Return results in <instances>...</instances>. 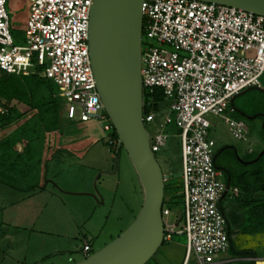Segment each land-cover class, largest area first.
I'll list each match as a JSON object with an SVG mask.
<instances>
[{
    "label": "built area",
    "instance_id": "built-area-1",
    "mask_svg": "<svg viewBox=\"0 0 264 264\" xmlns=\"http://www.w3.org/2000/svg\"><path fill=\"white\" fill-rule=\"evenodd\" d=\"M25 1L29 16L24 40L16 46L7 0H0V72L51 80L59 88L67 120L94 121L108 133L112 126L106 123L96 91L88 47L93 0ZM141 12L142 95L159 90L170 102L164 122L150 137V148L155 154L165 146L168 125L178 129L181 143L183 224L170 223V211L162 210L164 241L185 237L182 264H219L229 248L219 203L226 196H236L238 190L226 185L215 168L206 117L220 118L233 138L246 140L244 124L226 112L235 96L260 87L264 17L192 0H144ZM4 112L0 108V114ZM153 119L150 112L143 122L150 124ZM81 252L87 257L90 246L85 243Z\"/></svg>",
    "mask_w": 264,
    "mask_h": 264
},
{
    "label": "rangeland",
    "instance_id": "rangeland-1",
    "mask_svg": "<svg viewBox=\"0 0 264 264\" xmlns=\"http://www.w3.org/2000/svg\"><path fill=\"white\" fill-rule=\"evenodd\" d=\"M5 9L14 45L19 46L24 40L29 4L25 0H7ZM262 90L264 75L260 79L259 88L246 89L229 103L226 115L244 124L247 131L245 141L233 138L220 118L206 117L211 125L208 137L214 142L213 152L224 146L236 151V156L231 150L222 154L216 162L218 166L228 165L240 173L245 167L239 159H248L250 150L255 153L261 150L264 142L260 133L261 120H248L247 117L264 113ZM8 106L16 108L20 113L27 110L24 105L16 102ZM169 108L170 102L161 100L157 110L152 111L153 122L146 124L151 139L158 126L164 122ZM64 109L63 102V117ZM234 109L237 112H233ZM72 130L75 132L74 137L81 143L64 147L67 143L65 139L61 144L63 150L55 153V146L51 142L43 154L42 165L33 176L24 177L20 172L14 175L13 180L6 179L20 191L13 192L11 187L0 184V264H77L85 258L80 250L85 242L92 252L98 251L126 230L138 215L142 206L141 188L124 149L121 148L118 153L116 171L112 174L114 153L106 144L109 133L103 132L100 124L94 121L73 124ZM165 132L166 144L155 152V159L165 181L169 180L175 193L182 196L183 206L179 131L173 125H168ZM222 179L225 182L224 176ZM32 186L45 188L28 191ZM95 189L99 201L90 196ZM4 190L6 196L2 194ZM230 200L226 196L222 201L228 212ZM10 201H17L19 205L11 207ZM182 211L172 212L169 222L181 226ZM16 225L19 226L20 240L10 244L5 239L14 238L12 231ZM185 243L184 236L175 237L157 250L151 262L181 264L185 256ZM239 243L242 247L255 248L259 247V238H241ZM257 247V252L264 259V249ZM228 257L227 253L221 259Z\"/></svg>",
    "mask_w": 264,
    "mask_h": 264
},
{
    "label": "water",
    "instance_id": "water-1",
    "mask_svg": "<svg viewBox=\"0 0 264 264\" xmlns=\"http://www.w3.org/2000/svg\"><path fill=\"white\" fill-rule=\"evenodd\" d=\"M192 1L264 17V0ZM143 2L93 0L90 8L88 47L96 91L118 138L112 174L116 171L119 150L123 148L141 188L142 206L126 230L77 264H146L164 242L165 181L150 148V134L144 127L142 115ZM253 118L247 117L248 120ZM263 153L264 150L259 157ZM90 196L99 201L96 189Z\"/></svg>",
    "mask_w": 264,
    "mask_h": 264
},
{
    "label": "trees",
    "instance_id": "trees-1",
    "mask_svg": "<svg viewBox=\"0 0 264 264\" xmlns=\"http://www.w3.org/2000/svg\"><path fill=\"white\" fill-rule=\"evenodd\" d=\"M261 92L264 94V91ZM161 100L164 98L159 90L151 96L143 94V118L150 112L156 111ZM62 101L57 86L49 79L39 76L7 75L0 72V108L5 110L3 114H0V177H3L0 178V184L20 191L6 179L13 180L14 175L20 172L24 174V177L33 176L42 165L43 154L51 142L55 146V153L63 150L61 144L65 139L67 143L64 147L81 143L74 137L75 132L72 130L73 124L79 122L69 121L62 116ZM12 102L24 105L27 110L18 112L16 108L8 106ZM233 112L237 110L234 109ZM256 119L261 120L260 133L264 140V113L255 114L252 120ZM106 123L111 127L108 119ZM143 123L147 130L146 123ZM108 133V141H113L114 145H109L108 141L106 144L114 153L118 138L112 127ZM17 145L21 147L20 152L17 150ZM228 150L236 156L235 149L229 146L218 149L213 155L215 168L221 171L226 185L238 190L237 196L230 200V212L223 206V200L219 203L227 222L229 240L227 253L231 258L239 260L238 264H256V259L261 258L257 252V246L242 247L239 242L241 238H259L257 248L264 249V243H262L264 242V153L259 157V153L264 150V142L259 152L251 151L248 159H239L245 167L240 173L228 165L216 164L218 158ZM35 188L44 189L45 187L32 186L28 191ZM181 199L182 196L175 193L171 182L165 181L162 210L167 209L171 214L175 210L181 212ZM175 237L182 236H172L171 241ZM166 243L168 242L164 241L162 246ZM152 258L146 264H155L151 262ZM257 264H264V261Z\"/></svg>",
    "mask_w": 264,
    "mask_h": 264
},
{
    "label": "crops",
    "instance_id": "crops-1",
    "mask_svg": "<svg viewBox=\"0 0 264 264\" xmlns=\"http://www.w3.org/2000/svg\"><path fill=\"white\" fill-rule=\"evenodd\" d=\"M17 150L20 152V145H17ZM251 152V150L249 151V153ZM13 190V192H15V191H17V190H14V189H12ZM13 192H9V193H13ZM18 192V191H17ZM3 196H6V194H7V192H6V190H4L3 191ZM237 196V195H236ZM236 196H234V197H236ZM234 197H231V198H229V199H232V198H234ZM4 200V199H3ZM4 202H6V200H4ZM7 202H9L8 200H7ZM11 203H10V205H11V207H17L19 204L17 203V201H10ZM4 213L6 212V210L5 211H3ZM15 220H16V218H15ZM18 225H16V227H15V230L14 231H12V233L14 232V235L15 236H13L14 238H6L5 239V241L6 242H8V243H10V244H15L16 243V241L17 240H20V237H18L19 235H18V233H19V230H18ZM20 233H22L21 231H20ZM85 243H87V242H85ZM84 243V244H85ZM169 243V242H168ZM88 244V243H87ZM89 245V244H88ZM12 246V245H11ZM12 247H14V246H12ZM227 254V253H226ZM84 255V254H83ZM85 257V256H84ZM261 261H264V259H262V258H258V259H256V262L258 263V262H261ZM2 262V261H1ZM238 262H239V260H237V259H233V258H231V257H228V258H224V259H220V262H219V264H238ZM183 263V262H182ZM181 263V264H182ZM256 263V264H257Z\"/></svg>",
    "mask_w": 264,
    "mask_h": 264
}]
</instances>
